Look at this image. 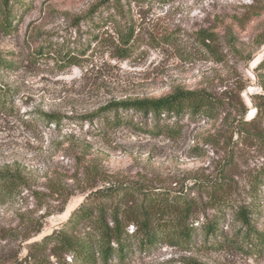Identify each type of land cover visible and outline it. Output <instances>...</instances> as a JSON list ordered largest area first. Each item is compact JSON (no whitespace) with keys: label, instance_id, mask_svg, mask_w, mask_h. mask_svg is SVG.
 I'll list each match as a JSON object with an SVG mask.
<instances>
[{"label":"rangeland","instance_id":"rangeland-1","mask_svg":"<svg viewBox=\"0 0 264 264\" xmlns=\"http://www.w3.org/2000/svg\"><path fill=\"white\" fill-rule=\"evenodd\" d=\"M12 1L16 31L0 33V54L14 62L0 71V84L13 98L0 113V170L18 172L25 186L0 199V264L41 255L35 243L109 182L183 189L206 200L193 182L223 173L231 199L263 226L264 186L253 182L264 165L258 137L264 138V70L257 69L264 57V0H119L121 16L105 0ZM125 22L138 39L122 58L113 43ZM205 33L216 37L199 39ZM64 55L76 64L62 66ZM180 89L212 94L225 103L224 112L212 120L185 116L175 134L169 132L175 116H162L159 134H153V118L133 111L93 116L111 102ZM240 118L244 128L237 127ZM213 214L207 211L209 220ZM240 227L231 211L219 230L231 238ZM195 240L190 250L135 248L125 264H264V255L221 237ZM63 264L79 263L67 257Z\"/></svg>","mask_w":264,"mask_h":264},{"label":"trees","instance_id":"trees-1","mask_svg":"<svg viewBox=\"0 0 264 264\" xmlns=\"http://www.w3.org/2000/svg\"><path fill=\"white\" fill-rule=\"evenodd\" d=\"M106 3L111 4L121 16L119 0H105ZM16 8L17 5L12 0H0V33L11 35L16 31L15 24L18 23L19 16ZM111 21L116 23L117 17ZM120 25V29H115L118 41L113 43V49L118 56L127 58L131 55L133 42L138 36L133 24L125 22L123 26ZM215 37L210 33L199 35V39ZM61 60V65L65 67L76 64L72 56L64 55ZM13 65V61L4 59L0 54V71H9ZM257 69L264 70V57ZM12 100L11 93L0 84V113L8 110ZM224 107V102L206 91L180 89L160 98L111 102L93 116L133 111L145 119L155 120L156 129L153 134L161 132L162 116H175L177 123L169 129L170 133L175 134L178 122L185 116L192 119H217L224 112ZM44 118L57 121L50 114L44 115ZM237 123V127L243 128L248 124L242 118ZM258 137L264 140L263 137ZM24 182L18 172L9 168L1 169L0 199L12 197L19 188L25 186ZM253 184L255 188L264 186V165L256 173ZM192 188L203 193L206 200L202 197L190 198V193L183 189L168 192L135 183L109 182L107 186L91 191L63 227L35 243L36 252L41 255L30 254L17 264H63L67 257L79 264H125L135 248L150 250L167 245L190 250L197 244L195 239L200 234H204L205 242L210 239L216 241L221 237L222 243L228 246L250 255H264V224L261 228L258 227L251 218L252 211L235 204L231 199L232 185L223 173L207 180L195 179ZM208 210L214 212L211 220L208 219ZM231 211L241 227L230 238L219 230V226L225 214ZM202 215L205 222L199 223ZM49 258L55 262L52 263Z\"/></svg>","mask_w":264,"mask_h":264}]
</instances>
